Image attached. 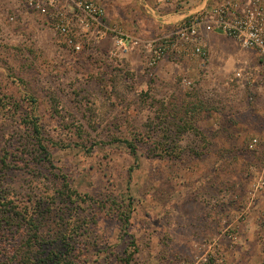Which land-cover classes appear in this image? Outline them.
I'll return each mask as SVG.
<instances>
[{
  "label": "rangeland",
  "instance_id": "1",
  "mask_svg": "<svg viewBox=\"0 0 264 264\" xmlns=\"http://www.w3.org/2000/svg\"><path fill=\"white\" fill-rule=\"evenodd\" d=\"M54 1L71 15L78 52L50 13L0 0V212L44 239L39 249L34 227L0 231V264H37L51 252L60 264H123L131 239V264H264L261 226L251 240L240 235L264 173L258 54L209 32L206 62L169 53L148 68L139 49L123 53L116 40L162 38L206 7ZM78 1L103 8L102 26L77 20ZM118 212L129 214L126 233Z\"/></svg>",
  "mask_w": 264,
  "mask_h": 264
},
{
  "label": "built area",
  "instance_id": "2",
  "mask_svg": "<svg viewBox=\"0 0 264 264\" xmlns=\"http://www.w3.org/2000/svg\"><path fill=\"white\" fill-rule=\"evenodd\" d=\"M26 5L36 11L50 13L54 30L64 38L66 45L79 51V44L75 43L71 36V15L64 7H58L54 0L39 2L36 0H22ZM75 10L79 14H73L82 24L89 21L96 26H102L104 18L103 8L92 1L73 2ZM80 16V17H79ZM202 28L214 29L233 38L241 48L254 50L261 59L264 69V0H221L215 5L203 9L192 15L186 22L178 25L168 35L162 38L141 40L120 36L116 43L123 53L137 48L142 53L145 65L148 68L155 67L169 53L190 55L202 62L209 59V47L203 41L200 30ZM237 80L250 77H242L241 71L234 74ZM259 140L252 137L247 143V149L253 151ZM264 189V173L257 183L249 191L248 200L252 204L257 193ZM248 204V206H250ZM264 230V211L260 223ZM231 238V235H227Z\"/></svg>",
  "mask_w": 264,
  "mask_h": 264
},
{
  "label": "trees",
  "instance_id": "3",
  "mask_svg": "<svg viewBox=\"0 0 264 264\" xmlns=\"http://www.w3.org/2000/svg\"><path fill=\"white\" fill-rule=\"evenodd\" d=\"M31 125H32V130H33V133L35 134L34 138L38 144V147L46 154V158L48 160V155L44 149V146L41 144V139L39 137V129H38V125L36 122H31ZM127 145L128 147H130L131 151H134V147L131 143H128L127 142ZM0 231H2V233H11L12 232V227L13 226H17L18 224L20 226H23L25 229H30L32 227H34L35 225L33 226H28L26 223H24V218L22 216H19L16 221H14L13 218H10L9 215H4L2 212H0ZM117 218L119 220V223H120V226L121 228L124 230V232L126 233L127 231V228H128V225H129V214H124V213H121V212H118L117 213ZM30 222V221H29ZM34 232H33V235H34V238L36 239V243L38 245V248L40 249L41 248V244L44 242V239H39L37 237V233H38V230H39V227H34ZM30 237V235L28 236ZM67 246H69V244L67 243ZM1 250H4L2 247H1ZM137 249L135 247V244H134V241L131 239L130 240V244L129 246L125 249L124 251V255H123V258H122V262L123 264H131V261H132V258L134 256V254L136 253ZM60 252V251H58ZM51 256L53 257H57L56 256V253L54 252H51ZM51 256H47L46 258L47 259H44V260H40L39 263L37 264H60L59 262H53V258ZM48 260V261H47ZM57 261H59V259H57ZM50 262V263H48Z\"/></svg>",
  "mask_w": 264,
  "mask_h": 264
},
{
  "label": "crops",
  "instance_id": "4",
  "mask_svg": "<svg viewBox=\"0 0 264 264\" xmlns=\"http://www.w3.org/2000/svg\"><path fill=\"white\" fill-rule=\"evenodd\" d=\"M105 1V0H104ZM108 1V7H110V2L109 1H116V0H106ZM195 1V2H194ZM200 1V5L198 6V2L197 0H190L189 3V9L187 11V14H190L191 11L193 10H200L203 9L204 7L209 8L208 6H213L216 3L220 2L221 0H199ZM209 2L213 3L212 5H209ZM196 4V7L194 8V5ZM187 9V8H186ZM109 10V9H108ZM186 12V11H185ZM178 14H184V12H178L176 15ZM177 17V16H174ZM107 18H111L110 16H108ZM126 19V18H125ZM214 33V32H219L217 30L214 29H208V28H202L200 30V34L201 37L203 36L204 33ZM220 33V32H219ZM148 40V39H146ZM253 94L254 93H258L262 96H264V88L259 86L258 88L255 89V91L252 89ZM252 94V95H253ZM254 96V95H253ZM230 206V203H228V208ZM244 209H246L245 206L240 205V208L237 209V211H243ZM238 211V212H239ZM247 217L246 219L243 221L244 229L241 231V237H243L245 240H251V236H257L259 235V227H260V223H261V219H262V213L264 211V191L259 193L256 198L254 199L253 203L250 204V208H247ZM234 222V221H233Z\"/></svg>",
  "mask_w": 264,
  "mask_h": 264
}]
</instances>
